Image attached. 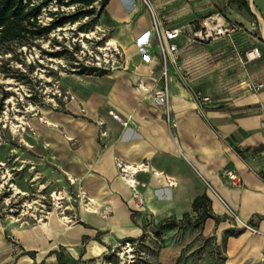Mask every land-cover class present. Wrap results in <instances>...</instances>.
<instances>
[{
    "label": "crops",
    "instance_id": "0c3cea01",
    "mask_svg": "<svg viewBox=\"0 0 264 264\" xmlns=\"http://www.w3.org/2000/svg\"><path fill=\"white\" fill-rule=\"evenodd\" d=\"M151 4L164 28L187 33L219 13L241 29L209 43H190L185 35L177 40V59L169 62L172 125L152 102L162 61L149 9L140 0H108L98 23L124 50L128 70L76 76L64 110L43 113L52 122L44 123L46 152L87 203L75 210L76 223L52 217L46 225L16 229L13 244L0 239V264H84L148 232L166 242L160 264H177L186 234L212 240L222 264H264V87L247 88L264 84L260 22L237 0ZM253 4L264 19V0ZM254 48L260 57L249 59ZM196 91L213 98L201 113ZM111 111L130 124L123 127ZM225 170L240 182L232 184ZM202 195L219 220L156 236L162 221L195 218L193 202ZM178 231L186 236L175 242L170 234ZM183 264L196 263L188 257Z\"/></svg>",
    "mask_w": 264,
    "mask_h": 264
},
{
    "label": "rangeland",
    "instance_id": "374dc122",
    "mask_svg": "<svg viewBox=\"0 0 264 264\" xmlns=\"http://www.w3.org/2000/svg\"><path fill=\"white\" fill-rule=\"evenodd\" d=\"M94 10L92 16H82L78 21L57 27L46 38L31 45L14 43L0 47V239H7L8 243L13 241L11 238L16 240V229L46 225L52 217L76 223L79 218L75 210L87 203L63 177L55 160L48 156L45 124L40 119L44 110H64L72 96L73 78L98 75L81 74L74 63L78 62L76 54L83 62L87 60L80 52L83 46L87 49L84 52H109L105 46L111 34L107 31L103 36L96 28L100 11ZM76 12L77 5H58L52 0L40 18L48 25L52 19ZM257 34H260L259 29ZM82 35L88 37L82 41ZM121 52H124L122 48ZM127 70L126 65V69L108 73ZM13 126H18L17 131ZM184 235L178 231L170 237L179 241ZM186 235L177 264L185 263L188 257L196 264H222L224 257L212 240L201 235ZM143 239L145 244L136 250L120 248L118 244L123 242L118 243L84 264H160L158 254L166 242L156 241L150 232ZM155 251L157 255L153 254Z\"/></svg>",
    "mask_w": 264,
    "mask_h": 264
},
{
    "label": "built area",
    "instance_id": "2783aa9c",
    "mask_svg": "<svg viewBox=\"0 0 264 264\" xmlns=\"http://www.w3.org/2000/svg\"><path fill=\"white\" fill-rule=\"evenodd\" d=\"M140 1L149 9L152 15L154 38L158 44L162 61V68L158 84L151 90L152 102L156 108H161L164 111L167 122L174 125V119L171 116V109L169 106V62L171 60L175 61L177 59V55L179 53L177 40L182 37V35H185L188 39V42L190 43H209L238 31V28L235 25L230 24L219 13H215L202 18L201 20H199L197 27L187 33L180 28H164L160 25L158 14L153 10L151 0ZM100 2L101 0L95 3V8L98 11L101 8ZM96 28L103 33V36H106V29L101 28L100 26H97ZM85 37L88 36H81L82 41L85 39ZM105 47L109 52H84L87 49L85 48V46H83L80 49V52L82 53L83 57H86L87 60L83 62L82 58H79L76 54L75 57L78 59V62L74 63L78 65L79 70H81L82 68H86L96 71L110 72L126 69V60L124 58V52H121V47L119 45ZM247 56L249 59H255L260 57V52L258 48H254L247 54ZM263 87V83H247V88L250 91L257 92L260 91ZM194 96L196 101L198 102V111L200 113L203 112L204 106L211 105L213 103V98L209 94L203 93L202 91L194 92ZM69 99H72V96H70ZM110 115L123 127H127L130 124L129 119L123 118L116 112L111 111ZM224 176L232 184H238L240 182L239 176L231 170H225ZM241 224L250 232L257 233V229L243 222ZM144 242V239L125 241L122 244H118V246L120 248L134 247V249L136 250L142 247V245L145 244Z\"/></svg>",
    "mask_w": 264,
    "mask_h": 264
},
{
    "label": "trees",
    "instance_id": "16d2710c",
    "mask_svg": "<svg viewBox=\"0 0 264 264\" xmlns=\"http://www.w3.org/2000/svg\"><path fill=\"white\" fill-rule=\"evenodd\" d=\"M52 0H0V47L11 44L31 45L36 40L46 38L49 33L57 27L68 22H75L82 16H92L95 8H89L99 0H55L58 5H77L78 12L67 17L55 20L53 19L48 25L41 22V14ZM108 0H101L99 13L103 11ZM248 12L251 13L246 0H237ZM51 14V13H50ZM252 16H254L252 14ZM51 55H56L51 53ZM80 73H97L102 75L105 71H96L93 69L82 68ZM193 210L197 216L192 218L186 215L181 219L170 218L162 221L155 226L156 236L159 237L166 229L184 228L186 226H201L208 218H220L215 216L210 209V200L206 195L197 197L193 202ZM143 239V238H142ZM138 239V240H142ZM129 241H135L134 239ZM160 249V248H159ZM25 254L34 257V252ZM157 255V251L153 252Z\"/></svg>",
    "mask_w": 264,
    "mask_h": 264
},
{
    "label": "water",
    "instance_id": "95a60500",
    "mask_svg": "<svg viewBox=\"0 0 264 264\" xmlns=\"http://www.w3.org/2000/svg\"><path fill=\"white\" fill-rule=\"evenodd\" d=\"M249 6L251 9V12L255 15V17L258 19L261 25V40L264 43V19L262 16L255 10L253 0H249Z\"/></svg>",
    "mask_w": 264,
    "mask_h": 264
},
{
    "label": "bare ground",
    "instance_id": "6f19581e",
    "mask_svg": "<svg viewBox=\"0 0 264 264\" xmlns=\"http://www.w3.org/2000/svg\"><path fill=\"white\" fill-rule=\"evenodd\" d=\"M114 45H118V42L114 39V38H110L107 43H106V46L109 47V46H114ZM129 58V57H128ZM73 77V76H72ZM41 122L43 123H46L47 125H52V122L50 120H48L45 116H43L41 119H40ZM12 127V126H11ZM57 127V126H54V128ZM13 128L17 131V128L18 126H13ZM56 130V129H55ZM24 131V130H23ZM61 198V197H60Z\"/></svg>",
    "mask_w": 264,
    "mask_h": 264
}]
</instances>
